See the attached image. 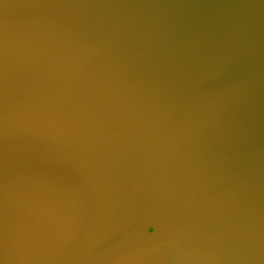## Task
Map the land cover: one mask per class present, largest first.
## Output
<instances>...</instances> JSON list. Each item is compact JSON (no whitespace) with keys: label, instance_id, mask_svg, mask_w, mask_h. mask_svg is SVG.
I'll return each instance as SVG.
<instances>
[{"label":"water","instance_id":"1","mask_svg":"<svg viewBox=\"0 0 264 264\" xmlns=\"http://www.w3.org/2000/svg\"><path fill=\"white\" fill-rule=\"evenodd\" d=\"M0 264H264V0H0Z\"/></svg>","mask_w":264,"mask_h":264},{"label":"snow or ice","instance_id":"2","mask_svg":"<svg viewBox=\"0 0 264 264\" xmlns=\"http://www.w3.org/2000/svg\"><path fill=\"white\" fill-rule=\"evenodd\" d=\"M148 231H150L151 229L148 227V229H147Z\"/></svg>","mask_w":264,"mask_h":264}]
</instances>
